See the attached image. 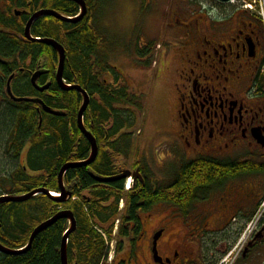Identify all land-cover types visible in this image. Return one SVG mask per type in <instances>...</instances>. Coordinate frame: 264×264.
Listing matches in <instances>:
<instances>
[{
	"label": "flooded vegetation",
	"instance_id": "af4514ba",
	"mask_svg": "<svg viewBox=\"0 0 264 264\" xmlns=\"http://www.w3.org/2000/svg\"><path fill=\"white\" fill-rule=\"evenodd\" d=\"M242 3L246 5L227 10L226 7L232 4L213 2L208 5L209 9L200 6L197 13L174 18L178 26L173 33L179 40L173 43L174 47L166 49L178 53L177 78L184 82L170 86L175 93L173 114L177 130L172 132V140L165 141L166 156L151 159L147 151L151 148L147 149V145L143 146L145 151L134 147V130L130 129L132 126H127V130L125 126L116 128L113 123L111 126L103 125L99 128L103 141H97L93 133L95 128L99 129L86 125L84 117L83 127L96 141L97 156L89 166L72 168V215L76 222L72 239L82 232L80 213L77 210L79 207L87 204L88 208L94 209L100 216L115 209L116 215L109 221L101 224L102 219L96 216L98 219H92V225H89L98 234L100 230L110 235L109 237L112 234L118 240L110 264H216L233 247L239 232L263 203L264 86L260 81L264 79V37L261 20L253 9L251 11L246 7L254 4V0ZM169 46H172V42ZM42 71L44 74L37 84L40 87L48 84L50 89V72L45 68ZM117 72L118 79H121V74ZM106 73L109 74V79L100 82L107 87V91L123 90V94H127V88L122 83L110 85L115 82L114 79H118L111 77L110 71ZM158 76L160 77L157 74L156 79ZM75 79L69 85L81 87ZM49 89L36 93L41 97L55 99L48 93ZM72 92L80 97L75 91ZM86 94L88 95L87 92ZM89 99L87 111L91 102L99 101V97L94 95L89 96ZM81 103L80 97L79 107ZM133 104L132 102L130 106ZM6 107L9 108V104ZM114 108L135 117V113L127 105ZM78 110L74 114L72 126L73 164L87 161L91 154L90 143L77 124ZM115 128L116 131L113 130ZM109 131L118 134L109 138ZM123 134L129 135V142L124 143L121 138ZM258 137L262 144L257 142ZM7 142L3 146L6 163L15 162V170L22 168L26 172L27 148L22 149L14 160L11 153L12 137L8 136ZM114 146L119 148L117 153L110 149ZM132 151L138 154L133 153L135 162L131 164L130 170H126V162ZM171 152L174 153V158ZM100 153L105 157L98 158ZM200 158L212 159L218 166L217 171H222L223 174L225 172L226 175L204 195L197 196L199 199L193 200L191 206L188 200L183 203L177 200L173 204L156 200L147 207L142 206V203L131 206L129 196L135 194L137 188H149L150 195L156 197L160 192L169 198L167 188L172 187L178 170ZM103 160L108 171L98 173L94 163L97 165ZM172 161L176 168H173ZM221 166L226 167L225 170ZM237 166L243 169L240 170ZM94 175L120 179L109 184L86 181L87 177L92 179ZM8 177L13 180L12 172ZM64 179L65 176L63 184L68 187ZM84 180L86 183L82 185ZM5 183L6 187H10L8 182ZM6 192L11 193L6 195H15L11 190ZM99 195H106L108 198L101 202ZM162 207L168 211L160 219L159 214L153 210ZM2 208L6 209L7 205H0V212L4 210ZM201 208L203 209L200 210ZM85 211L89 216L87 208ZM151 213L159 218L158 222L153 221ZM173 225H181L182 228L178 242L169 234ZM211 226L214 228L208 229ZM144 242L149 244L147 249H144ZM162 245H165L163 249ZM144 251L147 259L142 256ZM243 263L264 264V211L255 233L245 242L242 252L232 264Z\"/></svg>",
	"mask_w": 264,
	"mask_h": 264
},
{
	"label": "trees",
	"instance_id": "16d2710c",
	"mask_svg": "<svg viewBox=\"0 0 264 264\" xmlns=\"http://www.w3.org/2000/svg\"><path fill=\"white\" fill-rule=\"evenodd\" d=\"M97 2L98 0H87L88 13L80 23L75 25L63 24L52 18L35 21L31 27V36L39 39H51L62 45L66 55L64 81L71 84L74 82L73 78H76L77 83L89 96L99 97V101L91 102L89 110L84 114L86 125L99 129L108 124L109 118H113L112 123L116 128L120 125V127L125 126L127 130L129 129L127 126H132L130 129H134L133 124L137 125L138 123L136 117L114 109V107L129 106L133 102V97H125L123 90L107 91V87L99 81L100 76H103L101 73L109 71L106 57L102 55V48L98 46L100 37L95 31L94 24L93 26L89 25L91 23L89 22L90 12L93 10L96 13ZM42 9L53 10L69 18L75 17L79 11L74 3L62 0H0V127L4 128L5 134L4 138H1L3 134H0V145H7V137H12L11 153L14 160L22 149L27 148L26 172L22 168H18L17 172L13 173V180H9L10 178L7 176L6 179H3L4 184H0V187L4 189L5 181L8 182L12 194L15 195L27 194L35 189H47L57 193L58 172L65 163L72 162V126L74 125V114L79 108L80 97H76L74 92H62L56 87V52L50 47L29 42L24 38V28L29 17ZM15 12H20L21 15L16 17ZM39 63L41 69L45 68L50 72L49 78L52 86L48 93L55 99L41 97L29 83L30 73L36 71ZM114 71L116 78H119L118 72ZM12 75L14 78L11 82V90L14 96L40 98L52 110L63 111L65 117L56 118L46 115L39 106L31 103L9 101L6 96V84ZM42 83L44 82H40V84ZM7 104H9V108L6 107ZM5 122H7V127ZM116 128L113 130L116 131ZM93 134L97 141H103L100 129L95 128ZM117 134L109 131L108 137L114 138ZM121 138L124 143L129 142V135L123 134ZM119 148H121L120 145ZM119 148L114 146L110 149L117 153ZM99 157L103 158L105 155L100 153ZM217 167L210 158H200L197 161L189 162L178 170L172 187L167 188L170 194L169 198L160 192L154 197L150 195L149 188L143 190L137 188L136 193L129 196L131 206L142 203V206L147 207L156 200L165 204H173L177 200L183 203L188 200L189 206H191L193 200L199 199L197 196L204 195L221 177L226 175L225 172L223 174L222 171H217ZM221 167L224 170L226 168ZM237 167L240 170L243 169L241 166ZM94 168L98 173L108 171L104 160L97 165L94 163ZM38 174L41 175L38 177ZM91 178L87 177L86 181L94 180V177ZM64 181L72 192V170L65 174ZM85 183L84 180L82 185ZM107 198L106 195L98 196L101 202L106 201ZM6 205L7 208L4 209L5 206L2 208L4 210L0 212V225L2 226L0 244L11 250L23 249L27 245L32 231L39 224L50 219L59 208L72 211L70 200L67 204H56L44 195H37L22 204ZM30 205L37 206L40 210L32 213L35 215H31L27 212ZM85 208H87L89 216L86 214ZM77 210L80 213L79 221L82 232L73 239L72 235L69 238L68 264H74L72 262L99 264L104 256L105 245L100 235L89 225H92V219L97 220V217L102 219L101 224L109 221L116 215V211L114 209L100 216L94 209L88 208L87 204ZM67 227L64 220L56 222L34 239L26 254L12 257L0 254V264H61L59 247Z\"/></svg>",
	"mask_w": 264,
	"mask_h": 264
},
{
	"label": "rangeland",
	"instance_id": "374dc122",
	"mask_svg": "<svg viewBox=\"0 0 264 264\" xmlns=\"http://www.w3.org/2000/svg\"><path fill=\"white\" fill-rule=\"evenodd\" d=\"M254 1V4H251V8H253L262 21L261 26L264 37V0L259 3L256 0ZM210 3L213 4L210 0H98L96 13L93 10L90 12L89 22L92 23V26L94 24L95 31L100 37V44L98 46L102 48V55L106 57L108 71H110L113 78L116 77L114 70L119 71L122 77L121 79L117 78L120 83L114 79L115 82H112L110 85L123 84L128 91L125 97H133L134 104L129 105L128 108L138 118L137 125L133 124L134 147L136 146L137 149L140 148L142 151H145L146 149L143 146L144 144L147 145V149L151 148L147 150L151 159H159L162 155L166 156L165 151L167 148L165 141L172 140L170 136L176 129L173 114L176 102L175 93L170 89V86L174 85V83L183 84L184 82L177 78V72L179 71V65L176 62L178 60V53L172 49L170 52L166 49L174 47L173 43H177L179 40L176 34L173 33L178 26V22L174 18L184 14L197 13L200 6L204 9H209L208 5ZM95 5L96 3L94 2ZM243 5L246 4H243L242 0H236L232 5L226 7V9L237 8ZM246 7L249 8L250 5ZM79 14L80 12L75 17ZM171 42L172 46H169ZM101 74L103 76H100L99 81L102 82L104 79H109V74ZM157 74L160 77L158 76L156 79ZM260 82L264 86V79ZM169 83L171 84L169 85ZM258 88H260L259 85ZM80 97L82 98L81 95ZM118 118L122 119L123 117ZM112 122L113 118H109L108 125L111 126ZM118 123L121 124L120 121ZM5 126L7 127V122H5ZM117 127L120 129V125ZM2 129L4 128L0 127V134H3L1 138H4L5 134ZM3 149V146L0 145V184H4L3 179H6L9 173L12 172L13 174L17 172L14 162L6 163ZM133 153L137 152L132 151L130 159L126 162V170H130L131 164L135 162ZM174 157L173 153L172 158ZM172 163L174 165L173 168H176L175 162L172 161ZM40 175L38 174V177ZM5 190L10 192L9 187H5L4 189L0 187V194H4ZM261 209H264V201L258 208L257 213H255L254 219L248 221L242 228L243 233H241L237 242L216 264H229L234 257L238 256L239 250L244 246L245 240L252 237L251 233L255 230L254 225H258L257 221L261 220ZM39 210V207L30 205L27 212L35 215L32 213ZM167 211L168 209L164 207L153 210L154 213L159 214L160 219ZM151 214L153 221L155 223L158 222L159 218L155 214ZM247 225L250 228H246ZM211 228H214V226L208 229ZM169 231V234L174 236L173 238L176 239V242L180 241L181 225H173ZM101 234L105 236V240H103L105 245H108V253L107 256L105 255L104 264H110L114 258V248L118 240L112 234L111 237L102 231ZM243 234L245 235V239H243ZM172 239L170 237L171 242H173ZM110 245L111 249L109 248ZM148 245V242H144V249H147ZM162 246L163 249L165 245ZM142 256L146 257L145 251ZM227 257L228 259H226ZM145 263H147V260Z\"/></svg>",
	"mask_w": 264,
	"mask_h": 264
},
{
	"label": "water",
	"instance_id": "95a60500",
	"mask_svg": "<svg viewBox=\"0 0 264 264\" xmlns=\"http://www.w3.org/2000/svg\"><path fill=\"white\" fill-rule=\"evenodd\" d=\"M62 1L71 2V3H74L75 5H77L79 10H80L79 16L76 18H69V17L61 15L60 13L55 12L53 10H49V9L38 10L37 12L33 13L28 19V21L25 25V28H24V38L29 42L38 43V44L44 45L46 47L52 48L56 52L57 58H58L57 70L55 73V82H56L57 86L59 87V89L62 92L67 93V92L75 91L76 93H78L79 95L82 96L83 102H82V105L79 108V111L77 113V124H78V127L81 130L82 134L86 137V139L90 143L91 154H90L88 160L83 162V163L73 164L72 162H68V163H65L60 168L58 175H57V187H58V192L60 194V197H53L51 195L50 191L46 190V189H35V190H33L27 194H24V195H12V196H7V197L2 196V197H0V205L11 204V203L12 204H22V203L30 201L31 199H33L38 194L44 195L48 200L52 201L53 203L67 204L69 202V200L72 198V192L70 189H67L64 187L63 176L69 170H72V168H81V167L89 166L95 160V158L97 156L96 141L89 132L85 131V129L83 127V123H82L84 113L87 110V107L89 105V101H90L89 96L86 94V92L84 90L81 89V87H79L77 85L67 86L63 82V72H64V67H65V62H66V55H65L64 47L62 45H60L58 42L51 40V39L33 38L31 36V32H30L31 27L34 24V22L39 20V19L52 18V19H55L58 22L63 23V24L75 25V24L80 23L85 18V16L87 15V6H86L87 0H62ZM211 1H214V2H217L219 4L224 5V4L230 3L232 0H211ZM14 14L16 17L21 15L20 12H15ZM40 66L41 65L39 63L38 70L31 75L30 85L36 92L43 93L49 89V85L47 84L43 87H40L37 84L38 79L44 74V72L41 70ZM13 78L14 77L12 75L8 79L7 85H6V94L11 101H13L15 103H31V104L39 106L40 110H42V112L46 115L56 117V118L65 117L64 113L51 110L40 99H36V98L30 99V98H24V97L16 98V97H14L12 92H11V86H10ZM40 123H41V120H40ZM256 140L259 144H262V140L259 137ZM125 176H129V175H125ZM119 179L120 178L94 177V180L100 184L112 183V182H115ZM60 220H64V221L68 222L70 225L68 231L62 237L60 247H59L60 263L61 264H68V262H67L68 240H69V237L72 235V233L76 230V222L73 218L72 211H68V210L58 212L57 214L52 216L50 219L39 224L32 231V233L29 237V241L23 250L7 249L5 247H2V245L0 244V254L5 255V256H11V257L26 254L30 250L32 242L34 241V239L40 233L47 230L53 224H55L56 222H58Z\"/></svg>",
	"mask_w": 264,
	"mask_h": 264
},
{
	"label": "bare ground",
	"instance_id": "6f19581e",
	"mask_svg": "<svg viewBox=\"0 0 264 264\" xmlns=\"http://www.w3.org/2000/svg\"><path fill=\"white\" fill-rule=\"evenodd\" d=\"M39 195V194H38ZM37 196V195H36ZM53 196V195H52ZM53 197H57V196H53Z\"/></svg>",
	"mask_w": 264,
	"mask_h": 264
},
{
	"label": "built area",
	"instance_id": "2783aa9c",
	"mask_svg": "<svg viewBox=\"0 0 264 264\" xmlns=\"http://www.w3.org/2000/svg\"><path fill=\"white\" fill-rule=\"evenodd\" d=\"M250 228V227H249Z\"/></svg>",
	"mask_w": 264,
	"mask_h": 264
}]
</instances>
